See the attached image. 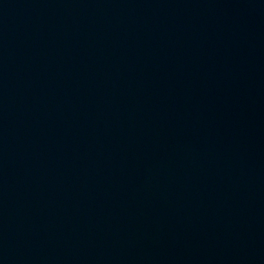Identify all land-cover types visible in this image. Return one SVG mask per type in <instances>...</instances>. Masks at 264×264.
<instances>
[{"label":"water","instance_id":"water-1","mask_svg":"<svg viewBox=\"0 0 264 264\" xmlns=\"http://www.w3.org/2000/svg\"><path fill=\"white\" fill-rule=\"evenodd\" d=\"M0 264H264V0H0Z\"/></svg>","mask_w":264,"mask_h":264}]
</instances>
